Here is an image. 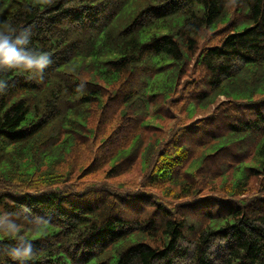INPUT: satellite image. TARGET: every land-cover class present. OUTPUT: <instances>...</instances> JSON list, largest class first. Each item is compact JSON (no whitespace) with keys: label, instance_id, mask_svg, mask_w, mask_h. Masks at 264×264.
Returning a JSON list of instances; mask_svg holds the SVG:
<instances>
[{"label":"trees","instance_id":"16d2710c","mask_svg":"<svg viewBox=\"0 0 264 264\" xmlns=\"http://www.w3.org/2000/svg\"><path fill=\"white\" fill-rule=\"evenodd\" d=\"M8 25L53 60L0 70L25 264H264V0H0Z\"/></svg>","mask_w":264,"mask_h":264},{"label":"clouds","instance_id":"9594fccd","mask_svg":"<svg viewBox=\"0 0 264 264\" xmlns=\"http://www.w3.org/2000/svg\"><path fill=\"white\" fill-rule=\"evenodd\" d=\"M53 63L49 53L31 46V33L28 30L17 31L11 25L0 28V70H23L30 77L43 79V71ZM38 74V75H37ZM0 87H3L0 83ZM40 222H33V231H38ZM21 225L11 214L0 211V234L14 240L9 245H0V264H7L5 256L18 264H25L34 253L31 241L19 235Z\"/></svg>","mask_w":264,"mask_h":264},{"label":"rangeland","instance_id":"374dc122","mask_svg":"<svg viewBox=\"0 0 264 264\" xmlns=\"http://www.w3.org/2000/svg\"><path fill=\"white\" fill-rule=\"evenodd\" d=\"M200 113H202V112H200ZM199 113V114H200ZM140 170H139V168L138 169H136V170H134L132 173H130L129 175H127V178L129 179V180H132V181H137V180H139V178H140Z\"/></svg>","mask_w":264,"mask_h":264}]
</instances>
